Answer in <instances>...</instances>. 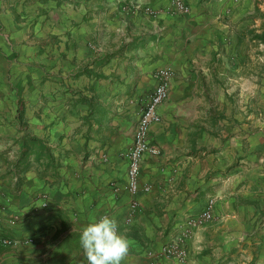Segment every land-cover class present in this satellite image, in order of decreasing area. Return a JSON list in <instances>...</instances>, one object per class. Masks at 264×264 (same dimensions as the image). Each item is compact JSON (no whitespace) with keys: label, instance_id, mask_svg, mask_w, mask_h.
I'll list each match as a JSON object with an SVG mask.
<instances>
[{"label":"crops","instance_id":"obj_1","mask_svg":"<svg viewBox=\"0 0 264 264\" xmlns=\"http://www.w3.org/2000/svg\"><path fill=\"white\" fill-rule=\"evenodd\" d=\"M184 2L0 0V264H88L80 234L105 215L122 264H264V0ZM164 68L131 193L125 152ZM209 198L185 260L165 255Z\"/></svg>","mask_w":264,"mask_h":264},{"label":"built area","instance_id":"obj_2","mask_svg":"<svg viewBox=\"0 0 264 264\" xmlns=\"http://www.w3.org/2000/svg\"><path fill=\"white\" fill-rule=\"evenodd\" d=\"M173 7L179 12H186L188 6L184 0H172ZM149 10V8H146ZM171 70L168 68L160 69L156 73L157 83L150 93L144 107L141 109L138 123L135 128L132 141L128 146L125 156L128 162L127 183L126 187L131 193L138 190V174L140 169V159L143 152L156 153L154 146L150 145L147 140L149 125L151 122L158 121L159 115L156 111L157 106L166 98L168 93V78ZM213 198H209L204 208L197 214L191 215L184 220V224L179 231L168 242L163 244L162 252L170 257L175 258L179 262H183L186 258V240L191 234V230L203 224L212 218ZM130 211L137 210L138 204L136 199L130 201ZM130 220V216L126 221ZM5 243H11L9 239H4Z\"/></svg>","mask_w":264,"mask_h":264},{"label":"clouds","instance_id":"obj_3","mask_svg":"<svg viewBox=\"0 0 264 264\" xmlns=\"http://www.w3.org/2000/svg\"><path fill=\"white\" fill-rule=\"evenodd\" d=\"M79 243L88 264H122L130 250V241L118 233L116 220L107 215L87 224Z\"/></svg>","mask_w":264,"mask_h":264},{"label":"rangeland","instance_id":"obj_4","mask_svg":"<svg viewBox=\"0 0 264 264\" xmlns=\"http://www.w3.org/2000/svg\"><path fill=\"white\" fill-rule=\"evenodd\" d=\"M146 8H149V7H145L144 10L148 13H151L152 10L149 8V10H147ZM257 54H258V59L262 57V50L258 47V50H257Z\"/></svg>","mask_w":264,"mask_h":264},{"label":"trees","instance_id":"obj_5","mask_svg":"<svg viewBox=\"0 0 264 264\" xmlns=\"http://www.w3.org/2000/svg\"><path fill=\"white\" fill-rule=\"evenodd\" d=\"M257 11L259 12V9L257 8ZM257 39L263 41L264 40V33H263V30L261 32H259L257 35H256Z\"/></svg>","mask_w":264,"mask_h":264}]
</instances>
